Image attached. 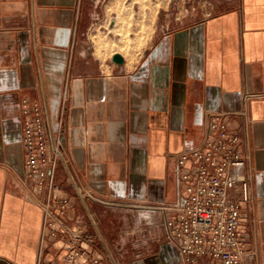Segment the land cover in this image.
Instances as JSON below:
<instances>
[{"label":"crops","instance_id":"obj_1","mask_svg":"<svg viewBox=\"0 0 264 264\" xmlns=\"http://www.w3.org/2000/svg\"><path fill=\"white\" fill-rule=\"evenodd\" d=\"M161 1V21L126 55L119 33L106 48L92 29L114 17V30L134 0H0V264H40L42 249L65 264L59 241L42 243L44 195L23 177L25 101L51 133L64 129V219L101 264H189L166 240L164 214L103 201L183 203L179 155L204 142L210 116L233 113L251 175L244 264H264V0H214L178 18Z\"/></svg>","mask_w":264,"mask_h":264},{"label":"built area","instance_id":"obj_2","mask_svg":"<svg viewBox=\"0 0 264 264\" xmlns=\"http://www.w3.org/2000/svg\"><path fill=\"white\" fill-rule=\"evenodd\" d=\"M176 2L170 0V7ZM189 11L186 9L185 13ZM23 106V177L44 195L42 243L47 246L50 237L59 241L66 250L65 264H101L100 258L91 252L92 241L64 219L69 199L57 193L55 175L64 158V129L51 133L38 103L25 101ZM232 116L231 112L210 116L204 142L179 155L183 203H103L164 214L166 240L177 245L186 263L244 264L246 258L252 257L245 252L241 240V214L250 201L251 175L247 171L248 155L240 148L241 138L227 125ZM40 257V264H55L53 259L44 261L43 249Z\"/></svg>","mask_w":264,"mask_h":264},{"label":"rangeland","instance_id":"obj_3","mask_svg":"<svg viewBox=\"0 0 264 264\" xmlns=\"http://www.w3.org/2000/svg\"><path fill=\"white\" fill-rule=\"evenodd\" d=\"M137 2L141 7L142 15L134 14V6ZM161 2V0H134L131 5L127 6L128 10H119L118 24L114 30L110 29L114 17L107 19L105 23H102L103 25H98L99 23H96L92 29V32L96 34V43L100 47L108 48L109 45L115 44L111 36L119 33L121 35V42L116 44V48L127 55L131 50L130 45L133 41H135L134 43L137 45H141L150 36L155 20L157 19L154 13ZM213 2L214 0H178L179 4L177 3V5H173V7L169 6L167 13L170 14V17H174L179 13L183 15L186 9L191 10L194 7L197 9H207ZM123 7H125V5H123ZM146 8H149L153 14L147 16ZM161 19L160 16L156 21H161ZM98 21L99 19H96V22ZM132 27H134L133 30H131Z\"/></svg>","mask_w":264,"mask_h":264},{"label":"water","instance_id":"obj_4","mask_svg":"<svg viewBox=\"0 0 264 264\" xmlns=\"http://www.w3.org/2000/svg\"><path fill=\"white\" fill-rule=\"evenodd\" d=\"M112 61L117 63V64H121L124 62V57L121 53H115L113 56H112Z\"/></svg>","mask_w":264,"mask_h":264}]
</instances>
